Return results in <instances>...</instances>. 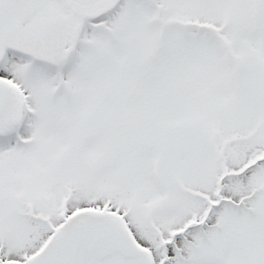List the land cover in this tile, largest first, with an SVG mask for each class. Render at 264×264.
<instances>
[{"label": "snow or ice", "instance_id": "6c2138e0", "mask_svg": "<svg viewBox=\"0 0 264 264\" xmlns=\"http://www.w3.org/2000/svg\"><path fill=\"white\" fill-rule=\"evenodd\" d=\"M0 264H264V0H0Z\"/></svg>", "mask_w": 264, "mask_h": 264}]
</instances>
